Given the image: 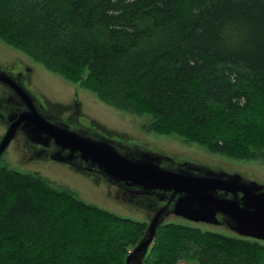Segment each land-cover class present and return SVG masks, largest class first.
Masks as SVG:
<instances>
[{"label":"trees","instance_id":"trees-1","mask_svg":"<svg viewBox=\"0 0 264 264\" xmlns=\"http://www.w3.org/2000/svg\"><path fill=\"white\" fill-rule=\"evenodd\" d=\"M0 40L116 110L149 114L144 131L264 162V0H0ZM1 156L0 264H125L146 222ZM179 263L264 264V244L165 222L143 264Z\"/></svg>","mask_w":264,"mask_h":264},{"label":"water","instance_id":"water-1","mask_svg":"<svg viewBox=\"0 0 264 264\" xmlns=\"http://www.w3.org/2000/svg\"><path fill=\"white\" fill-rule=\"evenodd\" d=\"M0 85L8 92L2 99L7 110L0 112L6 124L0 156L20 135L31 148L28 152L38 158L67 164L108 182L129 204L137 198L150 202L152 214L144 235L126 256L125 264H143L158 228L170 215L224 226L237 236L264 242V184L115 141L93 127L82 126L77 107L70 118L55 117L26 88L20 73L0 69Z\"/></svg>","mask_w":264,"mask_h":264},{"label":"rangeland","instance_id":"rangeland-1","mask_svg":"<svg viewBox=\"0 0 264 264\" xmlns=\"http://www.w3.org/2000/svg\"><path fill=\"white\" fill-rule=\"evenodd\" d=\"M0 69L11 74L22 73L26 88L54 116L61 118L73 116L76 110L75 104H77L78 122L82 126L93 127L115 141L137 144L179 160L238 173L247 179L264 184L263 161L226 158L211 154L198 144L185 143L177 135H159L144 131L143 125L150 127L152 122L149 114L137 115L110 107L90 90L80 86L78 82L69 81L60 73L49 70L28 54L2 40H0ZM86 75L87 72L83 74V76ZM5 93L8 92L0 85V112L7 110L2 104V99L6 97ZM5 130V121L0 116V137ZM24 143V138L17 136L2 154L1 165L24 173L37 174L48 181L53 188L74 191L76 196L86 203L96 205L117 216L148 224L152 214L150 202L137 198L133 200L134 204H129L122 193L117 192V189L108 182L84 175L67 164L40 159L36 153L28 152ZM165 222L236 236L224 226L194 223L174 215L168 216ZM259 242L264 244L263 241ZM136 245L130 248L129 253Z\"/></svg>","mask_w":264,"mask_h":264},{"label":"flooded vegetation","instance_id":"flooded-vegetation-1","mask_svg":"<svg viewBox=\"0 0 264 264\" xmlns=\"http://www.w3.org/2000/svg\"><path fill=\"white\" fill-rule=\"evenodd\" d=\"M20 76H21V78L23 79L24 78V75L22 74V73H20ZM25 80V79H24ZM75 106L77 107V104H75ZM47 110V109H46ZM48 111V110H47ZM49 112V111H48ZM50 113V112H49ZM77 113L79 114V111L77 110ZM54 116V115H53ZM55 117H58V116H55ZM59 118H61V117H59ZM67 118H70V117H66V118H63V119H67ZM90 127V126H89ZM18 136H20V135H18ZM25 142V141H24ZM24 146L26 147V149L29 151V149H31V148H29V146H27V144L26 143H24ZM117 192H118V190H117Z\"/></svg>","mask_w":264,"mask_h":264}]
</instances>
